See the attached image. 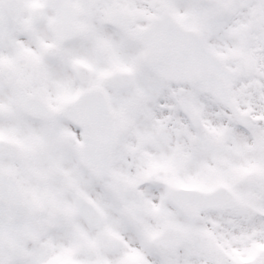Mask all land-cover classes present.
Instances as JSON below:
<instances>
[{
  "label": "snow or ice",
  "instance_id": "snow-or-ice-1",
  "mask_svg": "<svg viewBox=\"0 0 264 264\" xmlns=\"http://www.w3.org/2000/svg\"><path fill=\"white\" fill-rule=\"evenodd\" d=\"M0 264H264V0H0Z\"/></svg>",
  "mask_w": 264,
  "mask_h": 264
}]
</instances>
